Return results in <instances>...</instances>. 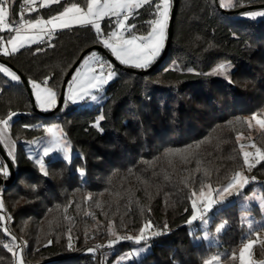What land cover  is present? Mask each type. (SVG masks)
<instances>
[{
	"label": "trees",
	"instance_id": "obj_1",
	"mask_svg": "<svg viewBox=\"0 0 264 264\" xmlns=\"http://www.w3.org/2000/svg\"><path fill=\"white\" fill-rule=\"evenodd\" d=\"M23 2L16 0L12 7L15 26ZM69 3L86 6L87 0H63L27 18L50 19ZM261 5L264 0H237L223 12L215 0H177L163 61L144 74L115 65L119 77L106 90L101 107L80 111L67 106L65 98L55 114L41 115L33 111L23 82L13 83L0 73V119L16 113L10 135L17 144L12 160L16 174L4 185L3 202L12 225L7 229L18 243L27 244L25 264H114L131 251L133 240L115 243L104 260L91 246L115 239L113 232L134 239L146 224L144 240L152 244L151 251L123 264H204L219 249L227 250L226 262L238 255L244 243L239 212L214 219L212 228L222 221L229 225L219 247L194 245L188 221L197 193L224 185L244 169L240 137L252 132L249 118L264 117V20L243 17ZM152 19L145 6L129 24L146 33ZM107 27L108 20L103 23ZM0 37L6 40L7 35ZM94 38L90 27H74L56 32L52 47L45 42L0 58L59 100L80 55L101 46ZM221 65L226 76L217 71ZM42 121L61 124L77 153L71 163L49 162L47 176L21 144L43 135ZM255 141L264 147V133ZM3 220L0 213V264H15L4 246ZM254 257L264 261V249L255 246Z\"/></svg>",
	"mask_w": 264,
	"mask_h": 264
},
{
	"label": "snow or ice",
	"instance_id": "obj_2",
	"mask_svg": "<svg viewBox=\"0 0 264 264\" xmlns=\"http://www.w3.org/2000/svg\"><path fill=\"white\" fill-rule=\"evenodd\" d=\"M9 0H0V31L4 30V25L6 24L8 18V10L6 5ZM53 2H59V0H53ZM26 3H31V0H26ZM148 6L152 10L154 19L148 21L150 30L147 31L146 35H137L135 32L130 31L136 26L134 24L129 25L127 21L129 20L130 14L133 10H138ZM219 6L221 8H231L235 5L231 0H219ZM172 7V0H159L156 3L155 0H87L86 11L78 6L77 4H72L69 7H65L62 12L58 15L51 17L48 20L35 19L28 20L20 24L19 27L15 29L16 34L11 36L7 40L0 37V55L9 56L19 51L20 48L29 47L33 44H40L45 42V35L51 37L58 29H67L73 26L78 27H90L95 32V38L93 43L100 44L105 50L109 51L111 56L115 58L121 65L129 66L135 69H148L151 67L153 62L162 54L166 40H167V29L170 20V9ZM29 11H33V8H29ZM243 15L249 16L251 18H256L259 16H264V10L252 11L244 13ZM108 18V27L103 28L101 22ZM112 18H115L114 20ZM26 29H31L37 34H21ZM12 31L11 26L8 28ZM125 33H128L126 36ZM11 45V49L7 47ZM53 45L49 42V47ZM42 51V49H37V52ZM224 65H221L217 70L218 73L223 71ZM86 69V71H82ZM189 72L193 71L188 69ZM0 73L11 78L12 81H20V76L8 66L0 63ZM116 72L112 63L105 57H102L96 51H92L87 56L83 58L82 63L77 67L75 74L72 76L70 82H68V96L67 99L72 103H76L77 100H84L86 96L91 95L93 90L100 91L107 85L114 77ZM49 78H46L43 83L46 85ZM31 88L33 90V95L35 96L37 106L43 111L51 110L57 103L56 93L51 89L45 88L41 90V84L36 81H29ZM92 100H96L95 95H91ZM16 113H10L8 118L5 120H0L5 128L9 126V121L12 116ZM253 120L256 119L255 116L252 117ZM99 120H104V116L101 115ZM262 127H264V120L257 121ZM97 127H99V121L97 122ZM46 132L52 134L53 128L49 127L45 129ZM3 133L0 132V136ZM29 143H37V141H30ZM63 152V159H69V145L67 143H62L60 139L54 137L53 146L43 148V157L47 158L53 152ZM259 152V150H257ZM9 155L13 156L11 148H9ZM245 163L248 162L249 153H243ZM261 159H264V155H261ZM36 163L43 175L47 176L48 173L45 170L44 159H37ZM0 171L3 175L7 177L9 172L7 168L0 165ZM249 182L248 178L243 176L242 173L237 172L227 187L221 190V194L227 193L229 196L233 194L232 190L236 189L237 193L243 189V187ZM195 195V193H193ZM199 199H206L207 204L210 206L213 201L211 199V191L205 195L204 191L200 192ZM221 201H216L220 203ZM2 202H0V208H2ZM193 213L188 224L191 225L193 221L197 220V212L199 208L197 207V201H192ZM202 218V217H201ZM150 227L146 224L140 229V235L135 237V242L140 244L142 240L145 239L144 232L145 229ZM166 227V226H165ZM223 225H221V228ZM220 231V228L217 229ZM158 232H153L152 235H159ZM115 239L109 242V246L115 244L119 241L120 237L112 233ZM13 239H15L13 237ZM124 239L133 240L132 236H126ZM51 243V241H49ZM253 246V242L249 241L244 245L240 252L241 264H246L245 253L249 252ZM139 251H144L141 248Z\"/></svg>",
	"mask_w": 264,
	"mask_h": 264
},
{
	"label": "rangeland",
	"instance_id": "obj_3",
	"mask_svg": "<svg viewBox=\"0 0 264 264\" xmlns=\"http://www.w3.org/2000/svg\"><path fill=\"white\" fill-rule=\"evenodd\" d=\"M14 1L15 0H9L8 4L6 5V8L8 10L9 15H8L6 24L4 25V30L0 31V34H3V35L6 34L7 35L6 40L8 38H10L11 36H14L16 34L15 29L17 27H19L20 24L24 23L25 21L32 20V19H28L27 16L36 13L40 8L49 7L53 4H57V3L61 2L63 0H59V2H53V0H31V3H26V0H24L23 6L26 9H25V11L20 12V15H19L20 19H19V23L17 24L18 25L17 27L14 25L16 21L14 20V18L12 16V7L14 4ZM155 1H158V3H159V0H155ZM231 2L234 5H236L237 0H231ZM72 4H77V3H69L66 7H69ZM77 5L86 11L87 4H86V6H82L79 4H77ZM29 8H33L34 10L29 11L28 10ZM232 8L233 7L221 8V9L229 10ZM140 9H142V8H140ZM140 9H138V10L134 9L133 12L130 14L129 19L131 17H133L135 15V13L138 12ZM261 10H264V8H259V9L251 10L248 12L261 11ZM171 12H172V7L170 9V13ZM248 12H246V13H248ZM243 17L246 19L254 20V21L264 20V16H259V17H256L254 19L249 17V16H245V15H243ZM170 18H171V15H170ZM38 19H42V18H38ZM112 19L114 20L115 18H112ZM42 20H48V19H42ZM107 20H108V18H105V20H103L101 22L102 27H103V23ZM169 22H170V20H169ZM127 23L129 24V20L127 21ZM9 26H11L12 31L8 30ZM74 27H78V26H73L71 28H74ZM168 27H169V24H168ZM67 29H70V28H67ZM61 30H65V29H58L55 31L54 34H56V32L61 31ZM130 31L135 32L134 29H130ZM135 33L137 35H146L147 34V32L146 33L135 32ZM21 34L22 35L23 34H33L34 35L37 33L31 29H26V31H23ZM167 34H168V29H167ZM53 35L51 37H48L45 35V42L46 43L51 42ZM125 35L127 36L128 33H125ZM166 42H167V40H166ZM40 44H42V43H40ZM40 44H33L29 47L37 46ZM165 46H166V44H165ZM7 47L9 49H11V45H7ZM24 48H27V47H24ZM24 48H20L19 51H21ZM164 49H165V47H164ZM19 51H16L15 53H17ZM96 52L98 54H100L102 57H105V55L103 56L100 52H98V51H96ZM163 52H164V50H163ZM163 52L153 62L152 65H154L162 57ZM107 53L111 56L109 51H107ZM111 57L113 59H115L113 56H111ZM105 58H107L112 63L114 70H115V64H113V62L108 57H105ZM121 66H123L125 68L135 69V68L125 66V65H121ZM11 70H13V69H11ZM136 70H145V69H136ZM228 70H229V72L232 71L231 65L228 66ZM82 71H86V69H82ZM115 72H116V76L107 85H105L102 90H100V91L93 90L92 91L91 95H95L97 97L96 100H92L91 95H89V96H86L85 99L82 101L77 100L76 103H72L71 101H69L67 99V96H68V87H67L66 95H65L66 105L70 106V107L76 106L78 108V110H80V111H84V110L91 109V108L101 107L107 99L106 90L119 77L118 72L116 70H115ZM221 74L226 76L225 69L223 71H221ZM4 76H6V75H4ZM6 77L9 80H11L10 77H8V76H6ZM20 81H21V79H20ZM20 81H12V82L18 83ZM41 88H42L41 90L43 91L45 88H48V87L41 86ZM56 106H57V104L55 105L54 108H52L49 111H43L39 107H38V109L41 113L47 114V113H50L51 111H53L56 108ZM65 109H66V107H65ZM255 117H256L255 120H253L252 117L248 119V124L250 126V129L252 130L251 134L248 136H241L240 137L242 154L245 151L249 153L247 163H245V159L243 156L244 169L242 171H240V173H242L243 176L247 177L249 182L243 187L242 190L239 191V193H237L236 189H233L232 190L233 194L231 196H229L227 193L221 194V190L223 188L227 187L228 183L231 182L233 177L231 178V180L229 182H227L224 185L219 186L217 188H213L211 186L205 187L202 191L205 192L206 196H207V193L209 191H211V199H212L213 203L210 206L207 204L206 199H199V195H200L201 191L199 193H197L193 199V200L197 201V207L199 208V211L196 213L197 217H198L197 220L193 221V223L188 228V230L191 234L192 243L194 245H203L207 248L216 247V246L219 247L221 245V236L228 229L229 225L225 221H222L220 223H217L214 226V228H212V226L214 224L215 218H217L219 216H223V214L228 212V211L240 213L239 214L240 222L244 228V236H243L244 243L240 247L237 256H235L234 258H231L230 260H227V262H226L223 260V258L227 255V253H228L227 250H225V249L220 250L219 249L217 252L212 254L205 261L204 264H241V260H240L241 249L249 241L253 242V246L249 252L245 253L246 264H264V261L257 260L254 257L255 246H260L261 248L264 249V159L260 158L261 155H264V147H262L260 144H258L255 141L256 136L264 133V127H262L257 122L259 120H264V117L258 116V115H256ZM7 118H5V119H7ZM5 119H3V120H5ZM0 120H2V119H0ZM14 120H15V115L12 116V119L9 121V126L7 128H5L2 124H0V132L3 133V135L0 136V143L3 147V149L5 150L6 154L9 156L11 161L13 160V158H12V155H9V148H11L13 153L16 152V148H17V144L12 140L11 135H10V132H11L10 129H11V126H12V123L14 122ZM40 125L44 129L42 136L35 138V139H31V140L21 141L23 150L28 155V157L31 160H33L35 163H36L37 159H41V158L44 159L45 170L47 171V173H48L49 162H51V161L61 160V161H64L66 163H71L72 159L74 158V156L77 155V153L74 152L72 143L68 139L66 132L63 129V127L61 126V124H59L56 121H54L50 124L42 121ZM49 127L53 128L52 134L46 132V130H45L46 128H49ZM54 137L57 139H60L62 143L66 142L67 145H69V159L68 160L63 159V152H60V151L51 153L50 156L47 158L43 157V148L53 146ZM30 141H37V143H29ZM257 150H259V152H257ZM0 165H2L1 159H0ZM3 165L5 166V164H3ZM36 165L38 167L39 172L42 174V172L39 168V165L37 163H36ZM255 170H258L259 173H261L263 176L260 177L259 175H257L255 173ZM8 172H9V170H8ZM0 175H1L0 178L7 180V178L4 177L2 171H0ZM9 175H10V173H9ZM79 176L81 177L83 182H85V174H84L83 170H80ZM0 190H4V185L2 188H0ZM216 201H221V202L216 203ZM0 202H2V205H3V207L0 208V213L2 214V216L4 218L3 229H4L6 236L8 237V240L4 243V246L12 252V254L14 256L15 264H25L24 252H23V248H24L25 243H22V242L18 243L16 237L12 234V231L10 229H7V224L9 225L10 228L12 225L10 223V218L7 216V213L5 212L4 202L1 199H0ZM201 216H203L204 218L202 221H199V217H201ZM221 225H223L222 228H221ZM218 228H220L219 232L217 231ZM13 237L15 239H13ZM122 241H125V239H119V241H117L116 243H119ZM133 243L134 244L132 245L131 251L130 252L126 251L125 253L121 254V256H119L118 259H116L114 264H123L124 262H127L130 259L139 261L142 258L146 257L152 249V244L148 240L147 241L142 240L140 242V244H137L135 242V238H134ZM107 244H109V242H107ZM111 246H115V244H112ZM141 248H143L144 251H142V252L139 251ZM110 255H112V254H110ZM110 255H109V257H110ZM27 264H33V263L29 262Z\"/></svg>",
	"mask_w": 264,
	"mask_h": 264
},
{
	"label": "water",
	"instance_id": "obj_4",
	"mask_svg": "<svg viewBox=\"0 0 264 264\" xmlns=\"http://www.w3.org/2000/svg\"><path fill=\"white\" fill-rule=\"evenodd\" d=\"M217 3L219 2V0H215ZM220 7V6H219ZM256 6H250L249 8L250 9H253L255 8ZM258 7H263L264 8V5H261V6H258ZM176 8H177V0H173V9H172V12H171V18H170V22H169V27H168V34H167V42H166V46H165V49H164V52H163V55L162 57L151 67L149 68L148 70H144V71H136L140 74H144V73H147L149 71H152L156 66L160 65V63L163 61L166 53L168 52L169 50V47H170V44H171V40H172V37H173V30H174V20H175V14H176ZM223 12H226V10H223ZM229 13H232V12H229ZM92 51H98V52H101L102 54H104L105 56H107L118 68H123V66H121L115 59H113L108 53H107V50H105L102 46H95V47H92V48H89L87 50H85L79 57V59L76 61V63L73 65V67L71 68V70L68 72V74L66 75L65 79H64V83H63V87H62V90H61V95L59 97V100L57 102V106L56 108L51 111L50 113H41L38 109V106L36 104V100H35V96L33 95V90L31 88V85L29 83V81L27 80V78L25 76H23L19 70H17L13 65H11L9 62H7L6 60L4 59H1L0 58V63L8 66L9 68L13 69L21 78V81L23 82V84L25 85L26 87V90L29 94V97H30V101H31V104H32V108H33V111L36 112V113H40L41 115H53L55 114L58 110H60L64 104V100H65V95H66V89H67V84L69 82V80L71 79V77L73 76V74L75 73L77 67H79V65L81 64V62L83 61V58L85 56H87L89 53H91ZM129 71H133L131 69H127ZM0 159H1V162L2 164H5V166L7 167V169L9 170V178L7 180H4L3 178H0V184L2 185H7L9 183H11L15 177V174H16V170H15V167L12 163V161L10 160L9 156L6 154L5 150L3 149L1 143H0Z\"/></svg>",
	"mask_w": 264,
	"mask_h": 264
},
{
	"label": "built area",
	"instance_id": "obj_5",
	"mask_svg": "<svg viewBox=\"0 0 264 264\" xmlns=\"http://www.w3.org/2000/svg\"><path fill=\"white\" fill-rule=\"evenodd\" d=\"M25 7L22 5L21 9H20V12L22 11H25ZM18 25H16L17 27ZM3 165V164H2ZM4 166V165H3ZM5 177V176H4ZM0 199L2 201H4V190H0ZM202 217V218H201ZM199 217V221H202L203 220V216ZM92 249L93 251L95 252L96 255H99L102 260L105 259L106 257V254L108 253V251L111 249V246H109V244H103V243H98V244H93L92 246ZM27 244L25 243L24 244V248H23V252L26 253L27 251Z\"/></svg>",
	"mask_w": 264,
	"mask_h": 264
},
{
	"label": "crops",
	"instance_id": "obj_6",
	"mask_svg": "<svg viewBox=\"0 0 264 264\" xmlns=\"http://www.w3.org/2000/svg\"><path fill=\"white\" fill-rule=\"evenodd\" d=\"M15 1H16V0H15ZM15 1H14V3H15ZM13 5H14V4H13ZM41 89H42V88H41ZM56 99H57V97H56ZM57 102H58V100H57ZM56 104H57V103H56ZM54 107H55V106H54ZM54 107H53V108H54ZM15 153H16V152H15ZM15 153H14V156H15ZM12 158H13V156H12Z\"/></svg>",
	"mask_w": 264,
	"mask_h": 264
}]
</instances>
